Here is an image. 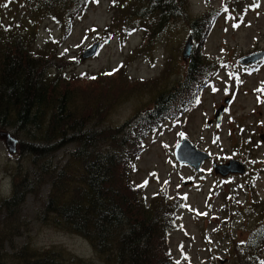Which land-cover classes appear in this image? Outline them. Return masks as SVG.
I'll return each instance as SVG.
<instances>
[{"label":"rangeland","instance_id":"1","mask_svg":"<svg viewBox=\"0 0 264 264\" xmlns=\"http://www.w3.org/2000/svg\"><path fill=\"white\" fill-rule=\"evenodd\" d=\"M243 1L235 15L227 17L223 11L206 38L192 45L191 54L198 52L218 63L215 75L204 85H190L196 90L191 102L170 107L162 122L144 134V145L135 158L131 177L135 186L148 181L139 189L147 202L160 192L179 204L175 227L167 236L177 264H244L247 240L264 211V103L258 102V97L264 101V94L255 91L264 88V56L253 64L238 63L241 57L264 49V0ZM130 3L92 1L68 27L67 21L28 11V0H0V32L22 30L35 52L53 54L61 74L76 76L69 80L74 87L69 93L71 103L83 104L81 110H100L104 117L98 124L116 127L152 110L155 99L181 81L188 61L181 58L189 34L187 21L211 9H228L231 0H185V14L167 21L159 33L147 25L154 19H129ZM236 15L242 16L239 21ZM94 42H99L96 53L81 59ZM114 69L112 75H104ZM92 76L96 79L88 78ZM221 104L225 107L216 124L213 112ZM97 122L93 119L90 125ZM181 138L208 154L198 171L175 160L173 149ZM70 148L55 152L56 165L67 158ZM18 152L16 143V151L9 154L0 137V264H20L22 254L52 249L61 252L60 264H109L84 238L41 219L47 184L24 197L13 219H2L1 199L11 194L12 175H30L32 169ZM231 158L244 164L243 173L214 172L212 162ZM261 252L264 258V246Z\"/></svg>","mask_w":264,"mask_h":264},{"label":"trees","instance_id":"2","mask_svg":"<svg viewBox=\"0 0 264 264\" xmlns=\"http://www.w3.org/2000/svg\"><path fill=\"white\" fill-rule=\"evenodd\" d=\"M92 1L28 0V11L67 21L70 27ZM129 1V19H154V23L147 22L153 33L161 32L173 17L185 14V0ZM243 2L231 0L227 17L235 15ZM221 13L223 9H211L187 21L193 44L206 38ZM238 16L236 21L242 17ZM115 21L113 18L112 23ZM23 33L0 32V129L10 128L18 155L27 158L32 169L30 175H12L11 194L1 199L2 219H13L24 197L47 184L41 219L84 238L106 263L177 264L170 255L167 236L175 227L178 202L160 192L147 202L131 176L144 134L162 122L170 107L190 103L196 92L190 85L209 82L218 63L198 52L191 54L181 81L156 98L152 110L108 128L97 122L104 117L100 110H81L83 104L71 103L69 93L74 87L69 80L76 76L61 74L54 55L35 52ZM93 119L97 123L90 125ZM150 122L155 124L149 126ZM68 145L67 158L56 165L55 152ZM263 246L264 211L247 240L244 264H264ZM61 257L53 249L31 251L20 256V264H60Z\"/></svg>","mask_w":264,"mask_h":264},{"label":"water","instance_id":"3","mask_svg":"<svg viewBox=\"0 0 264 264\" xmlns=\"http://www.w3.org/2000/svg\"><path fill=\"white\" fill-rule=\"evenodd\" d=\"M98 42H94L90 47H88L81 55L80 58L84 59L86 57L92 56L96 53L98 49ZM192 50V35L189 33L186 40L184 41L181 58L182 60H188L191 55ZM264 55V49L253 52L246 56L238 59L241 64L253 63L257 61L260 57ZM227 99L223 102L227 103ZM224 104L219 105L213 112V119L215 123H219L224 110ZM0 137L4 139V145L9 154L16 151L17 140L10 135L8 131L0 130ZM264 139V135L261 136ZM173 156L178 163H185L191 166L194 170H199L200 163L208 157V154L195 148L186 138H181L179 142L175 145L173 150ZM212 168L214 172L218 173L220 176H226L229 173L241 174L244 172V164L235 159H228L225 163H215L212 162Z\"/></svg>","mask_w":264,"mask_h":264},{"label":"snow or ice","instance_id":"4","mask_svg":"<svg viewBox=\"0 0 264 264\" xmlns=\"http://www.w3.org/2000/svg\"><path fill=\"white\" fill-rule=\"evenodd\" d=\"M94 2H97V3H98L99 0H94ZM113 3H115V0H113ZM223 11L227 12L228 10H227V8L225 7V8H223ZM238 26H239V25H236V24L233 25V27H238ZM133 31H135V29H133ZM101 47H102V46H101ZM65 51H67V50H65ZM62 55H63V53H62ZM115 71H117V69H114L113 72L104 73V75H112ZM81 75L83 76V75H85V74H81ZM88 78H89V79H92V80H95V79H96L95 76L88 77ZM213 91H216V89H213ZM225 91H227V90H225ZM255 91H258V92L264 94V88H259V89H256ZM258 102H262V103H264V101H262V100L260 99V97H258ZM197 103H199V100H197ZM217 126L219 127V125H217ZM181 135H183V134H181ZM153 175H155V174H153ZM164 183L166 184L167 181H165ZM147 184H148V181L145 180L141 185H137V187L143 188V187H146ZM177 187H179V185H178ZM154 195H156V194H154ZM183 199H187V194H185V196L183 197ZM185 206H187V205H185ZM201 215H207V213H201ZM241 243H243V241H242Z\"/></svg>","mask_w":264,"mask_h":264}]
</instances>
